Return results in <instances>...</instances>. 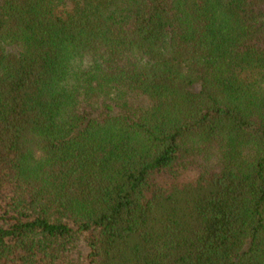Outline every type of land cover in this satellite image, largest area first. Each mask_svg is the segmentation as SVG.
Wrapping results in <instances>:
<instances>
[{"label":"trees","instance_id":"16d2710c","mask_svg":"<svg viewBox=\"0 0 264 264\" xmlns=\"http://www.w3.org/2000/svg\"><path fill=\"white\" fill-rule=\"evenodd\" d=\"M0 264H264V0H0Z\"/></svg>","mask_w":264,"mask_h":264}]
</instances>
